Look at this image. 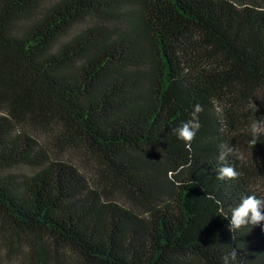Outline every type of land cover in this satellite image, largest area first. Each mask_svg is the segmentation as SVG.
<instances>
[{
	"label": "trees",
	"instance_id": "trees-1",
	"mask_svg": "<svg viewBox=\"0 0 264 264\" xmlns=\"http://www.w3.org/2000/svg\"><path fill=\"white\" fill-rule=\"evenodd\" d=\"M256 119L264 0H0V264H264Z\"/></svg>",
	"mask_w": 264,
	"mask_h": 264
},
{
	"label": "clouds",
	"instance_id": "clouds-1",
	"mask_svg": "<svg viewBox=\"0 0 264 264\" xmlns=\"http://www.w3.org/2000/svg\"><path fill=\"white\" fill-rule=\"evenodd\" d=\"M202 111L203 107L201 105H194L191 118L182 122L179 127L173 129L177 138L185 142L186 147L191 146V142L195 139L197 132L202 126L199 120V114ZM249 127L251 138L248 141V147L252 149L260 141V138L264 136V120L256 119ZM229 158L243 161L245 154L235 145L228 143L221 144L218 156L220 166L216 169L217 179L235 180L239 177L240 173L229 163ZM215 202L217 205L221 204L219 200ZM230 216L229 231L233 234L241 228L261 224V222H264V197H258L256 194L242 197L240 202L232 208ZM238 255L237 249L232 248L231 251L221 257L222 264H234V262L239 264L237 261Z\"/></svg>",
	"mask_w": 264,
	"mask_h": 264
}]
</instances>
